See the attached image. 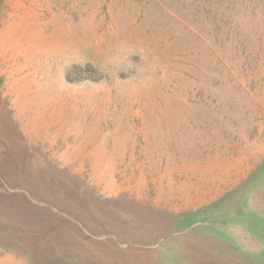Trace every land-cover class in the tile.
Here are the masks:
<instances>
[{"label": "rangeland", "instance_id": "374dc122", "mask_svg": "<svg viewBox=\"0 0 264 264\" xmlns=\"http://www.w3.org/2000/svg\"><path fill=\"white\" fill-rule=\"evenodd\" d=\"M34 249L264 264V0H0V259Z\"/></svg>", "mask_w": 264, "mask_h": 264}, {"label": "crops", "instance_id": "0c3cea01", "mask_svg": "<svg viewBox=\"0 0 264 264\" xmlns=\"http://www.w3.org/2000/svg\"><path fill=\"white\" fill-rule=\"evenodd\" d=\"M245 204L250 203V201L245 200ZM46 255H40L37 253L36 249L32 253H25L23 256L19 255V258L12 254H8L3 259H0V264H54V259L50 255L49 257H45ZM45 257V258H44ZM60 254L58 258H60Z\"/></svg>", "mask_w": 264, "mask_h": 264}]
</instances>
